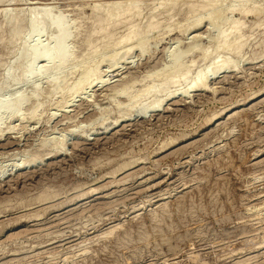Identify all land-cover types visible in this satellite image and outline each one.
Segmentation results:
<instances>
[{
    "label": "rangeland",
    "instance_id": "rangeland-1",
    "mask_svg": "<svg viewBox=\"0 0 264 264\" xmlns=\"http://www.w3.org/2000/svg\"><path fill=\"white\" fill-rule=\"evenodd\" d=\"M40 6L73 64L0 110V264H264V0H0V100L56 38L29 30Z\"/></svg>",
    "mask_w": 264,
    "mask_h": 264
},
{
    "label": "bare ground",
    "instance_id": "bare-ground-1",
    "mask_svg": "<svg viewBox=\"0 0 264 264\" xmlns=\"http://www.w3.org/2000/svg\"><path fill=\"white\" fill-rule=\"evenodd\" d=\"M43 6V5H42ZM95 6V5H94ZM41 7V6H40ZM254 7V6H253ZM241 9V8H240ZM244 9V8H243ZM242 9V12L244 11ZM251 9V8H250ZM246 10V9H245ZM248 10V9H247ZM253 10H254V8H253ZM5 10L4 9H0V14L2 15V12H4ZM8 11V10H7ZM32 11V10H31ZM30 11V12H31ZM35 11L37 12L36 14H35ZM50 9L48 8V7H41V8H39L38 7V9H36V7H35V10H34V14H32L33 15V17H30L29 19H28V28H29V30L31 29V27H34V26H36V27H34V28H36V29H33L32 28V31L34 32V30H36V32H35V35L37 36V37H39V35H42V33L44 32L43 31V29L45 30V32L47 31V29L49 28V27H46V26H52V28H53V30L54 29H56L55 31H57V33H58V37L56 36L57 35V33H56V35L54 36V37H56V38H54V39H52L53 41H46L45 43L43 42V43H39V41H36L38 44L36 45V46H34V47H30V48H28L29 49V53L31 52V54H32V56L30 55V54H28V52L26 53L27 54V56L29 55V57L31 56V58H30V61L29 62H26L25 60H24V56H21V57H23V60L27 63L26 65H23L24 67H22L20 70H21V72L19 73V74H22L21 76L19 75V79H21V81L23 80V79H25V78H30V77H33V79H36V83H34L33 84V88L32 89H30V92H28V93H26V92H20V91H16L15 93H10V95L9 96H7L6 97V100L5 99H3V100H0V110H4V114H6V112H5V110L7 111L9 108L11 109L12 108V106H14V105H16V107H17V105H19V104H21L22 102H26L27 100L26 99H28L29 98V100H30V97H35V94H38V92H39V85L42 83V80H41V83H40V79L44 76V74L45 73H47L48 74V76L45 78L44 77V82H46L48 85L49 84H54V83H56V82H58L59 81V79H60V76H59V74H60V72H61V69L62 68H64V67H69V65H72L73 63H72V61L73 60H70V58H72L71 57V54L69 53L70 51L67 49L68 48V46L66 45V40H68L69 38H70V36H71V34L73 33H71V32H68V30H65L66 29V22H65V20H64V17H63V19L60 17V18H58V16L56 17V18H58V19H55V20H52V21H50V19H52L53 17L52 16H50ZM241 11V10H240ZM250 11H252V10H250ZM6 12V11H5ZM33 12V11H32ZM20 14V13H19ZM18 14V15H19ZM31 15V14H30ZM57 15V14H56ZM129 15V14H128ZM11 16V15H10ZM110 16V15H109ZM29 17V16H28ZM50 17H52V18H50ZM13 18V17H12ZM5 21V20H4ZM49 21L51 22V23H53V24H49ZM109 21V22H108ZM108 21H107V23H105L106 25H109V24H111V21H112V24H113V21H114V18L112 17V16H110L109 18H108ZM199 21V22H198ZM197 21V23H200V21H201V19L200 20H198ZM7 22H8V20H7ZM196 23V24H197ZM49 24V25H48ZM104 24V25H105ZM152 24V23H151ZM157 24V23H156ZM192 24V23H191ZM196 24H195V26H196ZM194 25V24H193ZM198 26H199V24H197ZM109 27V26H108ZM241 27V26H240ZM67 28H68V25H67ZM102 28H106V27H102ZM51 29V28H50ZM49 29V30H50ZM238 29H239V27H238ZM243 29V28H242ZM244 29H245V27H244ZM28 30V31H29ZM31 31V32H32ZM43 31V32H42ZM52 31V30H51ZM55 31H54V33L51 35V38H53L52 36L55 34ZM64 31H66V34L64 33ZM235 31H237V30H235ZM239 31V30H238ZM30 32V33H31ZM222 34L224 33V32H222V31H220ZM219 32V33H220ZM29 33V34H30ZM41 33V34H40ZM218 33V34H219ZM25 34V33H24ZM28 34V35H29ZM32 34H34V33H32ZM31 34V35H32ZM136 34V30L134 31V30H130L127 34H125V35H123V37H122V39L120 40V42L121 41H127L128 42V40L130 39V37H132V36H134ZM225 34V33H224ZM224 34H223V36H224ZM220 36H222L221 34H219ZM240 35V34H239ZM20 36V35H19ZM33 36V35H32ZM219 36V41H220V38H222L221 40H224V38H223V36L222 37H220ZM225 37V36H224ZM240 37V36H239ZM33 38H35V37H33ZM15 40L16 39H18V36L17 37H15L14 38ZM226 39V38H225ZM236 39V38H235ZM234 39V40H235ZM240 39V38H239ZM35 40V39H34ZM36 40H38V39H36ZM41 40V39H40ZM227 40V39H226ZM241 40V39H240ZM15 42V41H14ZM220 42H222V41H220ZM225 42V40L223 41V43ZM12 43V42H11ZM68 43V42H67ZM240 43V42H239ZM219 44V43H218ZM34 45V44H33ZM143 45V44H142ZM219 46V45H218ZM220 46H221V44H220ZM219 46V47H220ZM137 47V46H136ZM217 47V46H216ZM240 47V46H239ZM132 48V46H129L128 48H127V51H129L130 49ZM141 48V47H140ZM139 48V49H140ZM126 50V49H125ZM141 50H142V48H141ZM149 51H150V49H149ZM207 51V50H206ZM23 52H24V54H25V50H23ZM208 53V52H207ZM22 54V53H21ZM23 55V54H22ZM209 55H210V52H209ZM208 55V56H209ZM18 56H20V54L18 55ZM21 57H18L19 59L21 58ZM28 57V58H29ZM177 57H179V56H177ZM210 57H212V56H210ZM229 57V56H228ZM17 58V56H16V59H18ZM27 58V59H28ZM56 58H57V60H56ZM225 58V57H224ZM26 59V60H27ZM175 59V58H174ZM179 59V58H178ZM198 59V58H197ZM230 59V58H229ZM23 60L21 61V62H23ZM29 60V59H28ZM219 61H214L213 63H214V66H213V64L211 63V66H212V68H210L209 69V67H211V66H209L208 67V69H205V70H198L193 76H191L190 77V79H189V76L190 75H187V70L185 71V70H181V69H183V68H181L178 64H176L175 62H177L176 61V59H175V64H176V66H179L180 68V70H177V71H181V72H179V74H177V75H175V76H178V78L177 79H174L173 80V82L175 83V82H177L180 78H182V79H187V81H189L190 80V82H189V85H188V87L184 90L183 89V91H178V89L177 90H174V91H171V92H168V94L169 93H171L172 94V98L173 97H178L179 95H181V94H186V93H188V91L190 90V89H192L191 91H193V89L194 90H200V89H204L205 88V86H207L206 85V82H207V80L209 79V78H214V77H216V76H214L218 71H220V70H222V69H224L225 67H227L228 68V66H229V60H227V58L226 59H218ZM231 60V59H230ZM20 61V60H19ZM41 62L40 63V65H38V67H36V68H34V64H36L35 62ZM229 61V62H228ZM83 62V61H82ZM219 62V63H218ZM226 62H228V63H226ZM13 63V62H12ZM78 63V62H77ZM173 63V64H174ZM226 63V66L224 65ZM231 63V62H230ZM38 64V63H37ZM174 64V65H175ZM228 64V65H227ZM173 65V66H174ZM199 66V65H198ZM230 66H232L231 64H230ZM21 67V66H20ZM186 67H188V66H186ZM8 68V67H7ZM76 68V67H75ZM230 68V67H229ZM93 69V68H92ZM91 69V70H92ZM177 69H178V67H177ZM186 69V68H185ZM231 69V68H230ZM229 69V70H230ZM9 70H11V69H8V71ZM228 70V71H229ZM6 71H7V69H6ZM12 71V70H11ZM76 71V70H75ZM118 71V70H117ZM194 71V70H193ZM13 72V71H12ZM91 72V71H90ZM93 72V71H92ZM188 72H189V70H188ZM5 74H7L8 72H4ZM14 73V72H13ZM13 73H11L10 72V74H13ZM94 73H95V71H94ZM94 73H90V75L91 74H94ZM10 74L7 76L8 78H10V77H13L12 75L10 76ZM46 74V75H47ZM4 75V74H3ZM25 75H29V76H25ZM32 75V76H31ZM34 75V76H33ZM45 75V76H46ZM69 75V74H68ZM90 75H88V76H90ZM6 76V75H5ZM3 77V78H6L5 80H8L7 79V77ZM17 77H16V80H18L17 79ZM84 77V76H83ZM91 77V76H90ZM188 77V78H187ZM63 78V77H62ZM85 78H87V77H85ZM89 78V77H88ZM88 78L87 79H85V80H88ZM43 79V78H42ZM83 79V78H82ZM189 79V80H188ZM4 80V81H5ZM15 80V81H16ZM2 81V80H1ZM27 81V80H26ZM31 81V80H30ZM83 82H84V79L82 80ZM5 82H7V81H5ZM5 82L3 83L4 84V86H6L5 85ZM20 82V81H19ZM18 82V83H19ZM24 82V80L22 81V83ZM161 82V81H160ZM16 83V82H15ZM14 83V84H15ZM21 83V82H20ZM59 83V82H58ZM106 83V82H105ZM166 83V82H165ZM168 83V82H167ZM174 83L172 84V85H174ZM181 83V82H180ZM2 84V83H1ZM32 84V83H31ZM60 84V83H59ZM80 85L77 87V90L79 89V88H81L83 85H81L82 83H79ZM92 84V83H91ZM180 85V84H179ZM1 86V85H0ZM21 86V85H20ZM3 87V86H2ZM1 87V88H2ZM29 87V86H28ZM64 87H65V85H64ZM14 88V87H13ZM59 88V87H58ZM63 88V87H62ZM9 89V88H8ZM154 89H155V87H154ZM10 90V89H9ZM14 90V89H13ZM17 90H19L18 88H17ZM23 90V89H22ZM21 90V91H22ZM26 90V89H25ZM29 90V89H28ZM60 90V89H59ZM156 90V89H155ZM3 91V90H2ZM123 91V90H122ZM152 92V91H151ZM262 92V91H261ZM157 93V92H156ZM263 93H264V91H263ZM167 94V96H169ZM166 95V94H165ZM261 95H262V93H261ZM37 96V95H36ZM33 97V98H34ZM170 97V96H169ZM169 97L167 98V99H165L163 102H165L166 100H169ZM4 98V97H3ZM171 98V97H170ZM171 98V99H172ZM32 99V98H31ZM26 100V101H25ZM161 100V99H160ZM159 102V101H158ZM24 103L23 104H21V105H24ZM152 103V102H151ZM156 103V102H155ZM20 106V105H19ZM15 107V108H16ZM21 107V106H20ZM16 109H18V108H16ZM36 109V108H35ZM154 109V108H153ZM152 109V110H153ZM2 110V111H3ZM13 110V109H12ZM20 110V109H19ZM151 110V111H152ZM11 111V110H10ZM10 111H8L9 113H10ZM17 110H13V112L15 113ZM34 110H32V112H33ZM12 112V111H11ZM35 112V111H34ZM225 112V111H224ZM233 112V111H232ZM13 113V114H14ZM146 113V112H145ZM222 113V112H221ZM220 113V114H221ZM0 114L2 115V113L0 112ZM3 114V115H4ZM31 113H29V115H30ZM35 115V114H34ZM34 115H33V117H34ZM11 116H12V114H11ZM11 116H9V119H10V117ZM15 116V115H14ZM17 116H19V115H17ZM31 116H32V114H31ZM213 116V115H212ZM211 116V118H214V117H212ZM216 116V115H215ZM0 117H3V116H0ZM7 117V116H6ZM29 117V116H28ZM37 117V116H36ZM218 117V116H217ZM216 117V118H217ZM221 117V116H220ZM30 118H32V117H30ZM210 118V119H211ZM219 118V117H218ZM37 119V118H36ZM210 119H209V122L207 123V124H209L210 125V123H212L211 121H210ZM2 120V119H1ZM122 120H124V119H122ZM213 120V119H212ZM116 121V120H115ZM119 121V120H118ZM122 122V121H121ZM120 122V123H121ZM1 123V122H0ZM120 123H118V122H116V123H111L113 126H112V128H110L109 126V128L110 129H113V128H115L116 126H118ZM205 124H206V122H205ZM206 124V125H207ZM208 125V126H209ZM106 130V129H105ZM3 131V130H2ZM40 157V158H39ZM38 157V155H35V157L34 158H32L30 161L31 162H28L27 164H29L30 166L29 167H33L34 165H37V166H35V167H33L32 169H34V168H36V167H38L39 165V163H40V159H41V156H39ZM43 157V156H42ZM24 165V164H23ZM27 167V166H26ZM23 168H25V166H23V167H21L20 169H23ZM44 199V198H43Z\"/></svg>",
    "mask_w": 264,
    "mask_h": 264
}]
</instances>
